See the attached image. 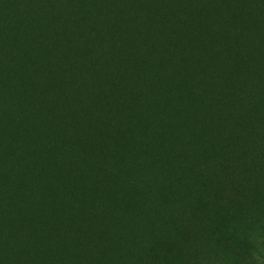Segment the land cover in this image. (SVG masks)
<instances>
[{
    "label": "trees",
    "instance_id": "1",
    "mask_svg": "<svg viewBox=\"0 0 264 264\" xmlns=\"http://www.w3.org/2000/svg\"><path fill=\"white\" fill-rule=\"evenodd\" d=\"M221 202L264 205V0H0V264H166Z\"/></svg>",
    "mask_w": 264,
    "mask_h": 264
},
{
    "label": "rangeland",
    "instance_id": "2",
    "mask_svg": "<svg viewBox=\"0 0 264 264\" xmlns=\"http://www.w3.org/2000/svg\"><path fill=\"white\" fill-rule=\"evenodd\" d=\"M55 59L52 60L56 63L55 66L62 67V57L57 56ZM79 71L82 73V69ZM39 74L38 72L37 75ZM83 76H86L85 73ZM56 77L62 81L61 84L70 82L79 84L78 80L81 79V75L73 78L64 73ZM44 86L48 91L55 90L54 82ZM58 127L63 130V125ZM3 128L5 130V125ZM12 132L14 133V130ZM49 137H69V134L50 131ZM225 206V203L221 202L213 207L201 208L207 225L212 224V233L203 234L193 244L175 245L174 251L171 252V259L166 264H264V205L247 206L240 212L231 213L227 212V209L225 211ZM215 213H219L222 222L219 223L215 218L211 219Z\"/></svg>",
    "mask_w": 264,
    "mask_h": 264
}]
</instances>
